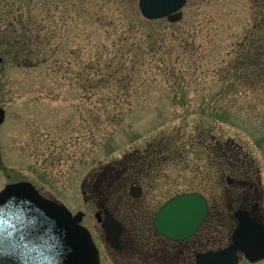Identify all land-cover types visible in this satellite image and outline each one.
I'll return each mask as SVG.
<instances>
[{"label": "rangeland", "instance_id": "rangeland-1", "mask_svg": "<svg viewBox=\"0 0 264 264\" xmlns=\"http://www.w3.org/2000/svg\"><path fill=\"white\" fill-rule=\"evenodd\" d=\"M48 2L55 14L48 21L61 31L56 54L36 65L0 62V105L7 111L0 125V190L28 180L72 211L83 210L103 264H154L143 262L137 241L124 252L105 241L82 185L89 174L102 175L124 158L131 161L128 155L156 146L167 160L146 181L147 205L155 211L176 194L203 192L211 215L202 234L222 240L213 248L226 246L236 224L234 195L243 191L236 180L253 184L264 211V88L223 77L250 25V0H188L181 21L158 20L155 52L137 79L105 83L100 93L94 79L98 47H118L117 35L106 33L114 32L109 24L114 19L123 30L134 16L144 17L139 0ZM216 146L240 149L252 175L230 170ZM131 205L140 217L129 226L141 228V211Z\"/></svg>", "mask_w": 264, "mask_h": 264}, {"label": "water", "instance_id": "water-1", "mask_svg": "<svg viewBox=\"0 0 264 264\" xmlns=\"http://www.w3.org/2000/svg\"><path fill=\"white\" fill-rule=\"evenodd\" d=\"M186 2L139 0V6L149 19L167 17L177 22L183 18ZM5 118L6 110L0 105V124ZM208 212L203 194H179L160 207L154 226L171 239H185L203 225ZM83 215H73L65 204L47 199L32 183L7 185L0 192V264H101L92 235L81 224ZM237 215L240 221L230 246L199 255L198 264H238L239 250L252 261L264 258V223L245 213ZM108 216L103 222L107 238L119 247L121 225Z\"/></svg>", "mask_w": 264, "mask_h": 264}, {"label": "trees", "instance_id": "trees-1", "mask_svg": "<svg viewBox=\"0 0 264 264\" xmlns=\"http://www.w3.org/2000/svg\"><path fill=\"white\" fill-rule=\"evenodd\" d=\"M48 3V0H0V54L4 60L36 65L49 59L50 54H56L60 44L57 39L61 31L57 25L48 21L55 15ZM67 5L68 2L65 6ZM250 7V25L234 47L233 56L223 77L234 82L229 84L242 82L253 89L264 88V0H250ZM157 22L160 21L137 15L127 21L123 30H119L112 19L113 24L109 25L114 32L110 33L107 30L106 33L108 35L115 33L118 38L115 40L119 45L112 50L105 46L98 47L99 52L94 63L96 67L94 79L97 82L98 93L104 89L102 85L105 83H131L137 79V72L147 62V56H153L155 52V46L151 41L157 38L152 35ZM166 36L167 34L160 37L166 40ZM219 148L215 147L216 153L222 152V158L230 165L229 169L236 170L234 161L240 151L230 146L225 151ZM119 164L121 165L109 166L102 176L96 172L91 175V178L96 176V184L100 185L102 192L110 193L118 188V180L121 178L119 174L125 168L123 160ZM134 169L138 170L136 166ZM248 174L252 175L251 172ZM117 177L120 178L113 181ZM91 183L93 181H90V178L85 180L83 183L85 191L90 188ZM130 213L132 218L138 214L133 207L130 208Z\"/></svg>", "mask_w": 264, "mask_h": 264}, {"label": "flooded vegetation", "instance_id": "flooded-vegetation-1", "mask_svg": "<svg viewBox=\"0 0 264 264\" xmlns=\"http://www.w3.org/2000/svg\"><path fill=\"white\" fill-rule=\"evenodd\" d=\"M219 149L222 150L221 147ZM246 157L240 152L238 158L234 161V166L236 170H240L245 177L247 175L250 177L247 168L244 169V165L247 161ZM127 158H130L131 161L127 162L126 158L123 159V165L125 168L121 174H119L121 175V178L117 177L113 179V181H115L120 178V180H118V188L116 187V189L110 193L102 191L99 193L96 189L100 185L96 184V176L91 178L92 173L88 178H90V181H93V183H91L88 190H84L86 198L88 197L91 199L90 201L94 202L95 207L97 208L96 213L98 214V217L104 219L106 211H108L122 222L123 230L119 237V247H112L111 243L107 242L106 234L104 233L105 241L118 252H124L134 244V241H137V250L139 251L141 258H143L144 263L198 264L199 255L210 250H219L229 245L231 242L232 231L239 222L237 212L246 211L259 221L264 222V211L259 203V193L248 180H243L242 182L236 180V185L240 184L239 188L243 191L240 193L235 192L236 194L234 195V203L236 205L234 220L236 221V224L233 223L234 226L230 234V241L226 246L215 249L212 246L220 243L221 239L218 240V238H216L210 241V237L207 234H202L203 229L209 221L211 211L204 226L194 235L181 240L170 239L154 227L153 218L156 210L153 211V207L147 205L146 202V186H149L150 184V182L146 181L155 176V170L160 167L163 160L166 159V156H162L160 150H158L156 146H151L148 148V151L147 149L140 150L139 152L137 151L136 154L128 155ZM134 166H136L138 170H135ZM232 181L234 180L232 179ZM261 199L263 200V198ZM209 201L211 206L210 198ZM131 203H135V209L137 208L141 211V228L134 223L129 226V220L135 218L130 216V208L132 207ZM137 215V217H140V213ZM218 221L220 224H224L221 216L218 217ZM222 238H224V234L222 235ZM246 262L249 264H258L264 262V259L252 262L246 258L244 253L239 252V264Z\"/></svg>", "mask_w": 264, "mask_h": 264}]
</instances>
